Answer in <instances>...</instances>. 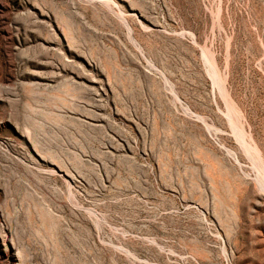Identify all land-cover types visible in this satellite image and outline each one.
<instances>
[{"label":"rangeland","instance_id":"obj_1","mask_svg":"<svg viewBox=\"0 0 264 264\" xmlns=\"http://www.w3.org/2000/svg\"><path fill=\"white\" fill-rule=\"evenodd\" d=\"M263 175L264 0H0V264H264Z\"/></svg>","mask_w":264,"mask_h":264},{"label":"bare ground","instance_id":"obj_2","mask_svg":"<svg viewBox=\"0 0 264 264\" xmlns=\"http://www.w3.org/2000/svg\"><path fill=\"white\" fill-rule=\"evenodd\" d=\"M261 177V176H260ZM262 178V177H261ZM262 186H264V175H263V184H262Z\"/></svg>","mask_w":264,"mask_h":264}]
</instances>
